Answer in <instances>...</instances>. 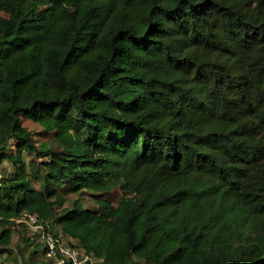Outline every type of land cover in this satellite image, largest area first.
I'll return each mask as SVG.
<instances>
[{"label": "trees", "instance_id": "obj_1", "mask_svg": "<svg viewBox=\"0 0 264 264\" xmlns=\"http://www.w3.org/2000/svg\"><path fill=\"white\" fill-rule=\"evenodd\" d=\"M4 160L1 264L46 257L25 211L104 264H264V0H0Z\"/></svg>", "mask_w": 264, "mask_h": 264}, {"label": "rangeland", "instance_id": "obj_2", "mask_svg": "<svg viewBox=\"0 0 264 264\" xmlns=\"http://www.w3.org/2000/svg\"><path fill=\"white\" fill-rule=\"evenodd\" d=\"M23 124L27 126L33 133L36 141L38 144H52L54 146H58L57 142L54 139L53 132H47L45 131L39 124H36L28 119H23ZM11 144V143H10ZM15 148H11L10 151H14ZM23 165L25 169L30 172L33 171L30 175L33 180V186L36 188H43V170H42V162L44 161L42 158H38L34 154H30L28 152L24 153L23 157ZM16 166L13 165L10 161L4 160L2 164L0 165V177L2 174L7 175L13 171H15ZM38 174L39 177L36 178L34 175ZM124 188L122 185L117 186L116 188L112 189L108 193L101 194V193H95V192H81L77 194H68L67 195V201L65 203L66 206H72L73 201L75 199H80L83 203V205L87 208H99V204L97 203L98 198H106L109 200L113 205H117L120 199L123 196ZM20 230L23 232L22 228ZM25 231V230H24ZM26 233V232H24ZM27 234V233H26ZM37 241V239H35ZM15 243H19V236L15 235ZM37 243V242H36ZM37 245V244H35ZM33 248V247H32ZM30 246H27L25 248V251L23 252L25 254V257L21 259L19 257V253L17 250L13 249V253L9 255L11 264H15L17 262L18 264H48V259L44 257L40 253L39 247L34 250ZM100 261L98 260L97 264H99Z\"/></svg>", "mask_w": 264, "mask_h": 264}, {"label": "built area", "instance_id": "obj_3", "mask_svg": "<svg viewBox=\"0 0 264 264\" xmlns=\"http://www.w3.org/2000/svg\"><path fill=\"white\" fill-rule=\"evenodd\" d=\"M15 220L28 227L37 242L41 243L45 256L51 259L53 264H97L98 260L99 264H104L93 254L66 241L59 230H52L37 212L25 211Z\"/></svg>", "mask_w": 264, "mask_h": 264}, {"label": "crops", "instance_id": "obj_4", "mask_svg": "<svg viewBox=\"0 0 264 264\" xmlns=\"http://www.w3.org/2000/svg\"><path fill=\"white\" fill-rule=\"evenodd\" d=\"M14 235H18L19 236V243L22 245L24 244V237L26 236V233L22 232L20 230V227H16L15 230H14ZM29 235V234H28ZM32 242L34 243V245L36 244V242H34V240L32 239ZM12 248H15L14 245H12ZM10 254H4L2 256V259L4 260V264H11L10 262V257H9Z\"/></svg>", "mask_w": 264, "mask_h": 264}]
</instances>
